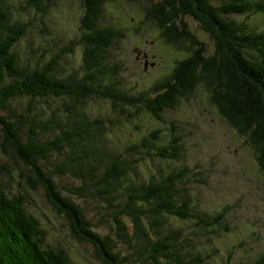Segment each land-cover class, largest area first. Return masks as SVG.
Wrapping results in <instances>:
<instances>
[{
  "label": "trees",
  "instance_id": "1",
  "mask_svg": "<svg viewBox=\"0 0 264 264\" xmlns=\"http://www.w3.org/2000/svg\"><path fill=\"white\" fill-rule=\"evenodd\" d=\"M117 1L82 0L79 35L63 44L44 25L52 0H0V152L10 158L0 157V264H74L10 191L13 171L16 188L42 189L103 264H217L211 237L229 208L198 205L191 178L201 173L183 156L190 135L167 119L195 91L264 163V0H125L181 56L144 88L113 54L125 33H139L105 16ZM127 125L122 148L110 145L109 129ZM246 264H264V250Z\"/></svg>",
  "mask_w": 264,
  "mask_h": 264
},
{
  "label": "rangeland",
  "instance_id": "2",
  "mask_svg": "<svg viewBox=\"0 0 264 264\" xmlns=\"http://www.w3.org/2000/svg\"><path fill=\"white\" fill-rule=\"evenodd\" d=\"M52 1L48 9L49 15L44 18L47 19L44 25L53 41L68 43L79 35L82 0ZM117 4V7L116 2L107 4L104 9L105 16L111 21L119 20L125 24L124 26L131 27L135 23L139 33L137 35L125 33L124 39L116 44L113 54L125 58L124 75L136 73L134 81L140 82V87L144 88L154 82L153 80H158L163 75L162 70L168 72L170 69L166 66L171 68L180 54L157 38L156 31L146 26L148 22L143 16L144 10L137 3L128 4L123 0ZM189 25L191 32L207 40L208 36L199 29L197 21H190ZM186 44L183 47L187 46ZM73 59L76 64L79 63L78 53L73 55ZM194 94L189 100H183L178 110L167 119L174 117V121L177 120L182 125L183 131H186L187 127V134L190 135L183 156L190 169L198 168L201 173L191 178L192 183L194 182L191 185V194L198 201V205L211 213L229 208L225 217L227 225L220 224L219 237H211L212 250L215 249V252L209 253L214 255L212 259L217 264H221L222 260L226 261L230 256L231 264L250 263L264 250V163L259 161L254 149L245 142V138L219 118L202 92L195 91ZM99 106L103 117L108 106L105 104ZM97 110V106L93 105L92 112ZM110 116L115 114L110 113ZM130 126L111 127L109 144L116 143L121 149L122 146L119 144L126 141V136H132L129 133ZM0 157L4 163H10V158L1 152ZM12 173L14 179L9 186L10 191L25 196V205L29 212L40 220L41 226L48 233L49 242L57 241L61 247L66 248L74 264H103L94 255L89 244L75 238L62 217L63 214L51 206L44 191L39 189L33 192L27 186L17 189L19 179L14 171ZM92 203L85 204L89 206L90 217L95 215L94 209L91 208ZM103 206L99 203L95 208L100 209ZM98 221L99 219H96L93 223L96 224ZM104 224L106 222L103 221L97 226L101 234L106 232L103 228L99 231ZM186 228L189 233L193 230L192 225ZM224 228L227 230L224 231Z\"/></svg>",
  "mask_w": 264,
  "mask_h": 264
}]
</instances>
